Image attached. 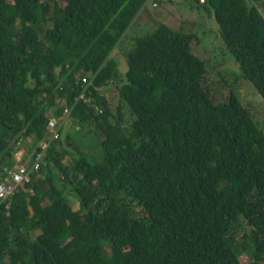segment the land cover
I'll return each mask as SVG.
<instances>
[{"label":"trees","instance_id":"1","mask_svg":"<svg viewBox=\"0 0 264 264\" xmlns=\"http://www.w3.org/2000/svg\"><path fill=\"white\" fill-rule=\"evenodd\" d=\"M149 1L0 0V183L61 125L0 200V264H243L248 240L264 264V129L234 92L212 97L199 35L160 24L123 78L111 57ZM263 2L190 0L264 102Z\"/></svg>","mask_w":264,"mask_h":264},{"label":"rangeland","instance_id":"2","mask_svg":"<svg viewBox=\"0 0 264 264\" xmlns=\"http://www.w3.org/2000/svg\"><path fill=\"white\" fill-rule=\"evenodd\" d=\"M154 3L153 0L147 3L143 14L138 15L127 31L122 44L111 55L118 63L121 77L123 78L128 71L126 55L134 41L151 34L160 24H166L174 30L196 33L199 35L200 41L195 43V52L209 63L204 84L212 97L216 102H224L230 92H234L251 112L256 122L264 129V102L253 85L240 76L239 66L233 56L222 50V42L217 31L218 25L214 19L206 17L202 9L197 8L195 4L191 7L190 0H155ZM259 8L264 15V2ZM107 93L113 99V105L116 107V91L109 87ZM62 128L72 134L75 125L70 118H67L62 122ZM26 146L28 149L32 148V144L29 142ZM70 203L73 209L78 208L75 199L71 198ZM244 228L246 232L249 231L247 226ZM240 230L243 231V228ZM236 231L238 230L234 232L237 239L242 242L241 233ZM248 244L246 247L244 245L240 257L243 264L250 263L254 256V246L251 240H248Z\"/></svg>","mask_w":264,"mask_h":264},{"label":"built area","instance_id":"3","mask_svg":"<svg viewBox=\"0 0 264 264\" xmlns=\"http://www.w3.org/2000/svg\"><path fill=\"white\" fill-rule=\"evenodd\" d=\"M204 2V0H201ZM157 5L156 3H154ZM69 114V110L65 109L64 116L66 117ZM60 120L55 118L49 119L47 125V140H57L59 138V128H60ZM45 140L41 147L42 152H38L31 164L27 165H19L9 171H7L8 177L0 183V200L7 201L12 196L15 195L16 191L23 187L25 183H28L31 179L32 174L37 173L40 170L41 163L44 156V151L48 147V142Z\"/></svg>","mask_w":264,"mask_h":264},{"label":"crops","instance_id":"4","mask_svg":"<svg viewBox=\"0 0 264 264\" xmlns=\"http://www.w3.org/2000/svg\"><path fill=\"white\" fill-rule=\"evenodd\" d=\"M143 14V11L141 12V15ZM32 143L30 139L25 141L23 144L20 145V148L16 151L15 153V167L19 165H27L30 164V159L34 155V152L36 149H30L27 148L26 144L27 143ZM33 150V151H32Z\"/></svg>","mask_w":264,"mask_h":264},{"label":"clouds","instance_id":"5","mask_svg":"<svg viewBox=\"0 0 264 264\" xmlns=\"http://www.w3.org/2000/svg\"><path fill=\"white\" fill-rule=\"evenodd\" d=\"M154 2V1H153Z\"/></svg>","mask_w":264,"mask_h":264},{"label":"water","instance_id":"6","mask_svg":"<svg viewBox=\"0 0 264 264\" xmlns=\"http://www.w3.org/2000/svg\"><path fill=\"white\" fill-rule=\"evenodd\" d=\"M46 140V139H45Z\"/></svg>","mask_w":264,"mask_h":264}]
</instances>
